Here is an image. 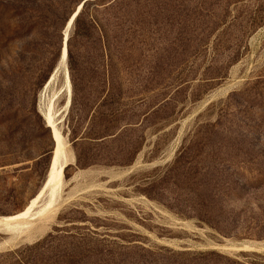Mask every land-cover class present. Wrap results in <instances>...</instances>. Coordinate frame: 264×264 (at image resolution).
Here are the masks:
<instances>
[{"label":"rangeland","instance_id":"1","mask_svg":"<svg viewBox=\"0 0 264 264\" xmlns=\"http://www.w3.org/2000/svg\"><path fill=\"white\" fill-rule=\"evenodd\" d=\"M81 1L0 0V216L45 198L55 147L48 114L70 159L62 195H71L38 238L6 244L11 236L0 232V264H28L36 255L35 264H77L79 237L130 251H216L241 262L264 257L210 249L264 248V21L242 22L250 10L232 8L241 41L232 64L226 53H212L211 42L190 54L186 0L146 5L142 38L113 59L123 80L118 107L132 122L102 142L78 143L82 162L90 161L79 167L73 122L81 137L94 110L109 108L108 91L88 81L96 64L88 44L67 28ZM256 1L250 9L261 6L264 16V0ZM65 32L71 58L62 62L60 53L54 64ZM147 72L155 76L142 83L149 89L143 92L138 81ZM163 97L168 105L151 114ZM197 218L233 220L209 225ZM49 235L37 251L27 249Z\"/></svg>","mask_w":264,"mask_h":264},{"label":"trees","instance_id":"2","mask_svg":"<svg viewBox=\"0 0 264 264\" xmlns=\"http://www.w3.org/2000/svg\"><path fill=\"white\" fill-rule=\"evenodd\" d=\"M251 1L186 0L192 18L190 27L192 39H189L192 43H190L192 52L190 54L197 56L206 51L211 42V51L214 55L226 53L230 63L236 62L240 55L241 41L238 37L240 28H237L239 25L236 24L238 18L231 16L232 8L240 11H243L242 8L250 10L243 14L242 22L258 25L264 21L261 6H257L255 10L250 9ZM157 2L158 0L85 1L71 23V35L88 44V47H85L86 55L91 54L96 61L95 65L92 64L93 76L88 81L97 89H106L108 93L103 99L109 102L108 109L94 110L86 126L85 136L84 134L81 137L77 136V119L70 128L76 165L79 167L86 166L90 161L82 162V157L76 149L78 143L86 140L102 142L113 136L114 131L132 122L130 116H126V111L118 107L123 80L122 74L115 68L113 59L122 58L127 50L126 46L133 43L131 44L133 47L142 38V12L146 5L153 7ZM183 3L185 2L179 1V6ZM255 4H258V1L255 0ZM130 9H133V15L129 13ZM182 35L183 30H178L177 37L180 39ZM69 41L70 38L67 37L66 58L68 60L71 58ZM60 53L59 43L54 48V64L59 61ZM154 76L155 72H147L146 76L139 79V90L148 91L147 86H142V83L152 84ZM94 99L96 101L97 98ZM168 101L166 97L157 100L150 109L151 114L163 110L168 105ZM197 220L210 225L213 221L220 224L228 223L233 219L197 218ZM51 237L49 235L27 249L37 251ZM87 241L83 237L77 239V264H264V257L257 254H251L254 257L250 262H241L216 251H176L164 247L156 248V250L142 248L139 251H130L123 246L108 247L99 241L90 244H87ZM36 260L37 255L31 257L28 264H35Z\"/></svg>","mask_w":264,"mask_h":264},{"label":"bare ground","instance_id":"3","mask_svg":"<svg viewBox=\"0 0 264 264\" xmlns=\"http://www.w3.org/2000/svg\"><path fill=\"white\" fill-rule=\"evenodd\" d=\"M76 11V10H75ZM75 13L71 16L67 23V28L71 26ZM65 40H67L68 34L64 33ZM63 42V48L61 52L60 61L64 62L66 58V44ZM67 89H69L67 85ZM47 127L51 129L54 139V153L52 158V164L50 169V182L45 192V198L42 202H33L23 211L9 215L0 216V232L8 234L11 239L6 241L24 242L38 238L46 228L54 221L59 210L67 203L71 195H62V189L64 185L63 171L64 166L69 164L68 155H66L59 132L56 130L51 116H46ZM26 243V242H25ZM170 243V242H169ZM16 245V244H15ZM8 246V245H7ZM176 246V245H175ZM10 247V246H9ZM212 250H221L224 252L239 251V250H252V251H264V248L256 245H244L242 247L231 246L227 247H213ZM217 250V251H218ZM232 253V252H231ZM228 254V253H227Z\"/></svg>","mask_w":264,"mask_h":264},{"label":"water","instance_id":"4","mask_svg":"<svg viewBox=\"0 0 264 264\" xmlns=\"http://www.w3.org/2000/svg\"><path fill=\"white\" fill-rule=\"evenodd\" d=\"M85 1H86V0H82V1L79 3V5H78V7L76 8V11H75V16H76L77 13L79 12V10L81 9V7H82V5H83V3H84ZM73 19H74V18H73ZM66 42H67V40H65L64 44H66ZM67 165H69V164H67ZM67 165L64 166V169H65V167H67Z\"/></svg>","mask_w":264,"mask_h":264}]
</instances>
